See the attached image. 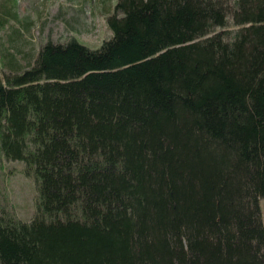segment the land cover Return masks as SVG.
Segmentation results:
<instances>
[{"label": "trees", "instance_id": "obj_1", "mask_svg": "<svg viewBox=\"0 0 264 264\" xmlns=\"http://www.w3.org/2000/svg\"><path fill=\"white\" fill-rule=\"evenodd\" d=\"M106 26L2 54L35 210L0 207V264H264V0H116Z\"/></svg>", "mask_w": 264, "mask_h": 264}, {"label": "rangeland", "instance_id": "obj_2", "mask_svg": "<svg viewBox=\"0 0 264 264\" xmlns=\"http://www.w3.org/2000/svg\"><path fill=\"white\" fill-rule=\"evenodd\" d=\"M116 0H0V17L8 10L16 12V19H5L0 25V71L5 59L2 54L13 51L16 30L21 28L26 59L32 60L45 42L65 43L71 39L90 49H97L110 37L106 16L112 12ZM26 23L28 29L21 27ZM21 47V45H20ZM21 56V55H20ZM22 64H25L21 60ZM35 187L26 176L22 164L7 161L0 155V207L11 211L22 221L33 214ZM264 227V199L259 201Z\"/></svg>", "mask_w": 264, "mask_h": 264}]
</instances>
